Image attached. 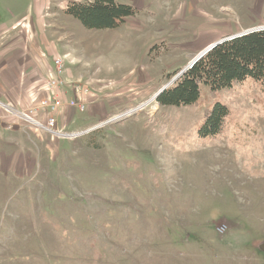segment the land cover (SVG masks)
I'll return each instance as SVG.
<instances>
[{
  "label": "rangeland",
  "instance_id": "1",
  "mask_svg": "<svg viewBox=\"0 0 264 264\" xmlns=\"http://www.w3.org/2000/svg\"><path fill=\"white\" fill-rule=\"evenodd\" d=\"M66 1L0 0L1 18L56 45L64 73L81 47L93 84L67 88L98 97L56 116L81 135L24 120L31 134L0 139V264H264L261 84L235 81L215 98L203 84L201 105L157 100L208 45L263 25L264 0H117L135 12L111 29L86 28ZM218 101L230 114L203 135Z\"/></svg>",
  "mask_w": 264,
  "mask_h": 264
},
{
  "label": "trees",
  "instance_id": "2",
  "mask_svg": "<svg viewBox=\"0 0 264 264\" xmlns=\"http://www.w3.org/2000/svg\"><path fill=\"white\" fill-rule=\"evenodd\" d=\"M134 12L131 5L117 0L70 1L66 8V13L88 29L114 28ZM245 80L258 81L264 92V30L218 44L165 88L157 100L164 106L201 105L203 84L209 87V97L215 98L219 90ZM229 114V107L219 101L206 107L201 133L219 132Z\"/></svg>",
  "mask_w": 264,
  "mask_h": 264
},
{
  "label": "crops",
  "instance_id": "3",
  "mask_svg": "<svg viewBox=\"0 0 264 264\" xmlns=\"http://www.w3.org/2000/svg\"><path fill=\"white\" fill-rule=\"evenodd\" d=\"M70 1L81 0H67L62 3L63 11L66 12ZM12 6L13 4H11V8ZM44 7L46 12H50V15L55 14L49 10L48 4ZM18 21L16 16L4 19L0 16V139L3 140V143H11V135L13 137L17 134L32 133L30 130L32 126H28L23 119L11 115L7 107L18 111H27L37 107L43 99L57 96L63 101L58 117L64 121L71 113L74 114L71 105L73 100L82 99L89 106L96 105L98 101V97L93 92L80 94L71 87V94L69 93L70 89L67 88L68 81L73 79L93 84V78L89 74L82 73V68L79 69L80 63L83 62L81 47L76 48V54H72L69 58L71 66L66 68L65 73L61 76L64 83L59 87L49 89L47 86L49 81L58 78L55 62L53 63L54 58L60 57L57 47L54 43L41 45L37 41L32 42L30 32L18 29ZM57 22L50 21L55 25ZM57 24L59 26L56 25V30H66L63 22ZM67 54L70 55V52L67 51L65 55ZM53 55H55L54 58H52ZM77 106L76 108H79Z\"/></svg>",
  "mask_w": 264,
  "mask_h": 264
},
{
  "label": "built area",
  "instance_id": "4",
  "mask_svg": "<svg viewBox=\"0 0 264 264\" xmlns=\"http://www.w3.org/2000/svg\"><path fill=\"white\" fill-rule=\"evenodd\" d=\"M55 66H56V72L58 74V78L52 79L47 84L49 89L59 87L61 84L64 83L62 80V75L64 73V65L61 58H56L55 60ZM73 89L76 93L80 94H88L89 88L85 86H81L79 83H72ZM73 105H78L80 109L85 108V102L82 99H75L71 102ZM63 105V101L59 97H48L43 99L37 107H34L32 109H29L27 111H18L14 109H10L7 107L8 112L13 115L14 117L23 119L25 121H29L33 123L36 127L51 131L59 136H74V135H80V133L74 134H67L66 132H63L61 129H57L56 127V116L58 114L59 109ZM38 114H42L46 121L43 122L40 119V116H37Z\"/></svg>",
  "mask_w": 264,
  "mask_h": 264
},
{
  "label": "water",
  "instance_id": "5",
  "mask_svg": "<svg viewBox=\"0 0 264 264\" xmlns=\"http://www.w3.org/2000/svg\"><path fill=\"white\" fill-rule=\"evenodd\" d=\"M264 30V24L263 25H259V26H255V27H252V28H249V29H246L242 32H239V33H236L234 35H231V36H227V37H224V38H221L219 39L218 41L216 42H213L212 44L208 45L205 49H203L200 53H198L197 56L194 57V59L181 71L179 72L173 79L172 81L165 87L167 88L168 86H170L181 74H183L187 69H189L190 67H192L198 60H200L207 52H209L211 49H213L215 46H217L218 44H221L222 42L224 41H227V40H230V39H233L235 37H239V36H242V35H245V34H249V33H252V32H256V31H262ZM164 88V89H165ZM162 89V91L164 90ZM160 91L158 93V95L162 92ZM157 95V96H158ZM86 131L84 132H81V134L85 133ZM260 248L262 250H264V242L260 244Z\"/></svg>",
  "mask_w": 264,
  "mask_h": 264
}]
</instances>
